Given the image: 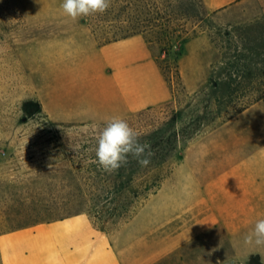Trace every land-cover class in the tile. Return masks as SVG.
Returning a JSON list of instances; mask_svg holds the SVG:
<instances>
[{
  "label": "rangeland",
  "instance_id": "374dc122",
  "mask_svg": "<svg viewBox=\"0 0 264 264\" xmlns=\"http://www.w3.org/2000/svg\"><path fill=\"white\" fill-rule=\"evenodd\" d=\"M208 1L111 0L103 14L72 21L61 13L62 0H0V196L5 183L25 184L30 195L56 200L82 194L89 204L69 202L59 216L87 215L126 255L147 249L154 260L162 253L167 264H176L179 253L208 264L210 242H226L243 248L216 250V257L226 253L229 264H264V248L242 243L253 225L240 234L218 225L210 236L209 187L199 185L193 172L194 160L208 162L210 133L264 93V0H234L218 10L209 9ZM132 27L158 52L172 91L169 101L139 116L124 107L99 55L100 47L129 36ZM200 34L216 46V56L210 83L193 92L181 81L179 60L184 42ZM224 69L240 71V81L245 72L248 92L221 114L212 82ZM112 116L137 132L179 134L178 154L165 165L170 172L159 189L127 214L114 209L121 199L97 204L84 171L75 183L67 172L70 160L79 159L72 151L96 140ZM244 125L237 123V130ZM200 149L206 154L194 157ZM46 184L51 188L41 192ZM4 211L0 205V232L6 230ZM194 228L201 232L193 234Z\"/></svg>",
  "mask_w": 264,
  "mask_h": 264
},
{
  "label": "crops",
  "instance_id": "0c3cea01",
  "mask_svg": "<svg viewBox=\"0 0 264 264\" xmlns=\"http://www.w3.org/2000/svg\"><path fill=\"white\" fill-rule=\"evenodd\" d=\"M233 1L209 0L208 8L222 9ZM99 55L128 111H142L172 98L159 65V54L142 35L105 44ZM215 56L216 46L207 35L200 34L184 42L179 68L187 90L196 92L210 81ZM239 122L245 125L237 130ZM208 144L207 164L194 160L193 172L199 185L209 187L208 200L213 211L209 234L218 225L227 234H240L254 225L256 219L264 217V99L211 132ZM193 154L195 157L206 152L200 149ZM192 230L193 234L201 232L199 228ZM232 248L243 247L240 243L210 242L208 264H229L227 254L216 257V250ZM148 252L145 249L122 253L85 214L0 236L1 264H155L158 260L159 264H167V258L162 261V253H156L154 260ZM175 262L204 264L201 259L187 260L181 253Z\"/></svg>",
  "mask_w": 264,
  "mask_h": 264
},
{
  "label": "trees",
  "instance_id": "16d2710c",
  "mask_svg": "<svg viewBox=\"0 0 264 264\" xmlns=\"http://www.w3.org/2000/svg\"><path fill=\"white\" fill-rule=\"evenodd\" d=\"M136 30L137 28L132 27L129 36L137 35L138 33ZM117 40L120 39L113 41ZM239 73L240 71L233 72L232 70L224 69V71L216 75L218 78L212 82V87L216 94V106L221 114L225 111L223 109L224 107L234 102L240 95H245L248 92L246 86L242 84V79L246 78V73L244 72L243 75L240 76L241 81L237 79ZM255 79L249 78L250 82ZM262 99H264V93L254 102L245 106L238 114ZM150 109L151 108L133 112L132 115L139 116L143 114L144 111ZM55 126L72 127L64 124H56ZM138 133L140 134V143H147L152 153L150 163L147 167H142L136 159L129 156L126 165L120 167L115 172H105L98 164L92 162L95 159L94 149L96 140L91 139L88 143H79L83 144L80 151H72L74 152L71 153L72 158L77 156L79 159L74 161L70 160L72 165L67 171L69 175L73 177V183L76 182L75 175H77L78 171H84L86 173L90 192H92V188L93 192L97 193V197L94 198L97 204L102 203L101 199H103V201L105 200L107 203H111V201H115L116 199H121L123 203L116 205L114 209L115 211H121L123 214L130 212L134 204L140 199L146 198L152 190L159 189L167 173L170 172L169 168L165 169V165L168 164L171 159H174L179 151L177 144L179 142V134L176 130L170 134V136H166V133H164L162 129L153 133L145 134V132L141 131H138ZM27 187V185L20 183H5L2 196H0V205L5 207L1 224L5 223L6 230L0 232V236L21 229L31 228L39 224L51 223L81 214L77 213L60 217L59 213L69 202L73 203L75 200H79V202H83L85 205L89 204V199L87 200V197L82 196V194L75 197H68V199L56 200L40 195H30L27 192ZM34 188L36 189L38 187L35 185ZM40 188L41 192H45L46 189H50L51 186L50 184H46L42 185ZM95 204L94 206H96Z\"/></svg>",
  "mask_w": 264,
  "mask_h": 264
},
{
  "label": "clouds",
  "instance_id": "9594fccd",
  "mask_svg": "<svg viewBox=\"0 0 264 264\" xmlns=\"http://www.w3.org/2000/svg\"><path fill=\"white\" fill-rule=\"evenodd\" d=\"M111 0H62L60 4L63 16L77 21L97 13L103 14ZM95 127V126H94ZM95 159L105 172L112 173L128 163L131 156L142 167H147L152 155L147 143H140V134L119 116L104 121L96 136ZM245 246L264 248V218L257 219L252 229L243 237Z\"/></svg>",
  "mask_w": 264,
  "mask_h": 264
}]
</instances>
